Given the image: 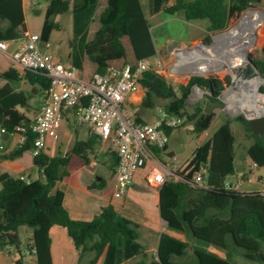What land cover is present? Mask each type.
I'll return each instance as SVG.
<instances>
[{
	"label": "trees",
	"instance_id": "16d2710c",
	"mask_svg": "<svg viewBox=\"0 0 264 264\" xmlns=\"http://www.w3.org/2000/svg\"><path fill=\"white\" fill-rule=\"evenodd\" d=\"M263 0H149L151 14L165 11L169 14L182 12L185 21L208 19V32L227 27L232 18L239 17L248 8ZM99 0H50L41 30V39L48 42L53 30L60 29L52 16L72 11L73 38L70 40V59L79 69L87 55L97 64L96 72L105 73L108 62L126 57L122 38L128 36L136 59L153 57L157 46L147 14L141 0H108L100 15V28L92 40L88 32ZM25 21L23 0H0V39L11 40L20 36L19 27ZM247 75L257 69L264 73V48L261 58L254 59ZM0 78L8 82L0 88V126L7 132L29 118L18 108L30 107L31 92L37 93L49 87V78L41 71H27L23 77L14 70L0 72ZM230 77L192 76L186 84L172 83L154 71L144 73L141 85L146 89L142 108L153 109L160 100H171L176 107L165 105L171 113L195 120L194 131L202 133L209 129L215 112L206 114L198 106L188 114V96L192 87L198 85L206 90L213 101L221 97L225 81ZM23 82L30 89L22 88ZM17 85V86H16ZM264 92V87L261 88ZM137 120L141 121L140 118ZM228 123L241 121L253 138L247 153L257 167L264 168V133L255 134L249 120L244 116L228 117ZM172 129L167 128L170 133ZM229 125L215 131L200 150L201 167L207 169V187L198 188L188 177L167 180L160 187L161 217L171 230L183 233L181 239L162 233L157 254L151 255L140 240L139 224L122 215L112 205L104 207L92 220L73 219L56 184L68 175L72 153L87 158L94 149V136L81 140L74 133L65 154L50 155L40 150L33 156V164L45 180L15 176L0 171V250L8 244L20 245L18 232L21 227L32 230L36 245L38 264H53L50 229L60 225L67 229L75 247L79 250V262L87 258V264H97L107 246L115 250V261L120 264L130 258L142 256L136 264H240L238 255L264 264V193L241 192L227 186V178L235 173L234 156L228 140ZM5 137V136H4ZM3 137V138H4ZM34 135L1 158L15 160L33 151ZM1 151V148H0ZM213 246L224 251L221 256L209 249ZM192 248V252H189ZM150 258V261L145 259ZM21 257L17 264H24Z\"/></svg>",
	"mask_w": 264,
	"mask_h": 264
},
{
	"label": "crops",
	"instance_id": "0c3cea01",
	"mask_svg": "<svg viewBox=\"0 0 264 264\" xmlns=\"http://www.w3.org/2000/svg\"><path fill=\"white\" fill-rule=\"evenodd\" d=\"M49 2L50 0H44V2H41V0H23L25 21L19 27L20 34H22L24 30H29L27 27L28 11L33 10L39 12L40 10H43L45 18L46 9L49 5ZM107 2L108 0H106L101 5L100 10H98L100 0L98 2L93 21L95 17L98 16L99 26L95 29H92L93 21L91 22L87 37L89 41L94 38L96 32L100 28V15L105 9ZM35 3L38 5L35 6ZM141 3L143 6L142 0ZM176 13L170 15H175ZM181 15L182 20L185 21L182 12ZM52 19L58 22V20L56 19V15L52 16ZM167 19L169 20L170 18ZM205 20H207L206 26L208 28V26L210 25V21L208 19ZM124 37L122 38V41L125 46L126 57L122 59L112 60L108 63L122 65L123 63L131 62L136 59L129 37L127 36L129 40L128 43H130L132 49L130 53H128L126 49L127 45L124 41ZM46 44H48V42L41 40L40 48L43 51H48V47ZM54 55L57 57L55 53ZM67 56L68 57H66V60L64 61L72 62L70 59V54H68ZM128 57H132V59L128 60ZM96 69L97 64L86 55L83 61V67L79 69V75L83 79H88L96 72ZM9 70V62L0 52V72H6ZM7 82L8 81L6 79L0 78V88L3 87ZM19 85L22 88L26 89H28L27 86H29L23 82H20ZM145 92L146 89L141 85V87L136 92L129 94L124 101V110L126 113V108L130 105L133 111L132 118H140V120L143 122H154L156 118L154 120L147 119L146 109L141 107ZM42 94L43 93L41 92L37 93V95ZM166 101L167 104L165 105L176 107L175 102H172L171 100ZM198 106H196V108ZM32 107V103L30 102V107L22 108L19 106L18 108L28 118H33L36 113H34V109ZM134 111H138V114L135 115ZM174 115L180 116L179 113H174ZM215 118L216 116L214 117V119ZM183 120L185 121L184 117ZM189 121L193 123V126L188 130L191 137L188 139H184L183 137L179 138V136L173 137L176 131L181 130L180 127L183 126V123L180 125V127L173 128L169 133L170 141L167 147L165 149H152L150 159H148L146 165L143 168L136 172L132 186L126 191V193L122 197H116L114 195V170L118 162V156L116 154V151L113 149L109 141H102L96 137H94L97 140L94 145V149L88 152L87 158L82 157L77 153L71 154L68 165L69 173L56 184L54 192L61 193L65 208L69 212L70 216L73 219L77 220H92L96 215L101 212L104 207L112 205L122 215L130 218L131 220L139 224L140 240L144 244L145 250L149 252L150 256H156L159 240L162 233H169L181 239H185V236L183 233L171 230L168 227L167 222H165L161 217L159 190L160 188H156L150 185L148 182V177L153 172L161 171L163 173H166L169 170L174 172V179H178L181 177L191 178L192 176H194V174H196L201 167V146L212 137L216 130L221 127H224L226 124L222 122L218 127L212 130H210L209 127V129L205 132L196 133L194 131L195 120ZM74 133H76V135L81 140H87L93 137L90 132L89 126L86 124L78 123L74 119L73 112L71 111L66 114L64 119L62 120L59 139L57 141L50 140L45 152L52 156L57 153L65 154ZM18 140L19 137L16 133H13L11 135H5V137L1 141V144L3 145V147H6L7 150H1L0 155L1 153L8 152L14 147H16L19 144ZM227 140L230 152L234 156V164L236 168L235 173L230 175L227 180L233 183L236 180L243 179L242 185L238 188H235L236 190L241 192L262 191L264 189V168L257 167L256 164L249 157L248 153L245 157H239V159L242 158L241 160H243L244 163H247L248 170L242 169L240 161V165H238L237 163L236 166V155L233 151L229 138H227ZM33 156V151H29L25 153L22 157L15 160L3 159L0 156V171L10 172L15 176L24 175L32 180L41 179L44 181L45 177L43 173L39 171L38 168H36L33 164ZM26 157H28V162L25 163L24 159ZM191 157L195 159V164L192 169V174L188 175L186 173V165L188 160L191 159ZM20 232L32 234V230L27 227H21L19 229V233ZM50 236L52 240L51 255L53 264H87V258H85L82 262H79V250L75 247V244L72 238L69 236L65 227L60 225L52 226L50 229ZM209 249L214 252H217L221 256L225 255L224 251L221 253L217 250V248L213 246H210ZM150 256L145 260L150 261ZM18 260V257L4 255L3 250H0V264H17ZM140 260H142V256H136L120 264H136ZM29 261H37L36 255L34 257L27 258L24 264H28ZM97 264H117L115 261L114 248L107 246L104 249L102 255L100 256Z\"/></svg>",
	"mask_w": 264,
	"mask_h": 264
},
{
	"label": "built area",
	"instance_id": "2783aa9c",
	"mask_svg": "<svg viewBox=\"0 0 264 264\" xmlns=\"http://www.w3.org/2000/svg\"><path fill=\"white\" fill-rule=\"evenodd\" d=\"M41 40V34L29 30H24L19 37L11 40L0 39V52L8 60L10 69L21 77L27 71H41L50 80L35 116L14 128L19 137L18 145L34 135L33 153L46 150L50 140L59 139L61 122L72 111L78 123L88 125L94 137L109 141L116 151L118 162L114 170V195L122 197L132 186L136 172L150 159L152 149H165L169 144L167 128H177L184 121L183 117L171 114L165 106L156 107L154 122L139 121L126 115L124 101L141 87L145 72L154 71L169 80L170 75L179 74L181 70H175L176 66L169 65L157 52L153 57L135 59L122 65L108 63L105 73L95 72L90 78L83 79L79 75V68L72 62L63 61L50 51H43L39 46ZM261 104L263 111L255 116L264 114V102ZM246 116L250 115L246 113ZM6 134V130L1 128L0 148H3L1 141ZM206 171L205 167H200L190 178L191 183L198 188H206ZM174 177L171 170L166 173L156 171L148 177V182L160 188ZM242 183L243 179L226 182L233 189ZM18 239L20 245L8 244L2 249L6 255L19 259L34 257L36 245L32 234L18 232Z\"/></svg>",
	"mask_w": 264,
	"mask_h": 264
},
{
	"label": "rangeland",
	"instance_id": "374dc122",
	"mask_svg": "<svg viewBox=\"0 0 264 264\" xmlns=\"http://www.w3.org/2000/svg\"><path fill=\"white\" fill-rule=\"evenodd\" d=\"M106 0H100L98 10L101 9V5ZM44 2V0H41ZM145 12L150 19L151 27L153 36L155 39L156 46L158 48V52L163 56L165 61L169 65H175L177 70L180 69L181 72L176 75H170L169 81L172 83H183L186 84L188 80L194 76H218L222 79L230 77L229 81H225V88L222 92L224 95L227 90L236 84V80L234 79V74L237 77H245V78H252L254 76H262L264 77L257 69L254 70V73L251 75H247V70L251 63L246 60L244 63H240L236 65L232 71H223L218 70L214 64L216 60L219 59L220 53H216L215 51L208 50L209 42H214L213 33L215 32H208L207 30V20L205 19H198L193 21H184L182 20L181 12L176 13L175 15H170L165 11H161L158 14H151L149 0H142ZM175 0H168L167 4L172 5L174 4ZM38 5L35 3V6ZM250 10H245L239 17L232 18L227 27L224 28V32H228L232 30L237 24H239L242 20L247 18V15H251L254 11L257 12V16L264 18V0L255 6L250 7ZM42 9V8H39ZM253 12V13H254ZM28 29L31 33H38L40 34L41 27L44 22V12L43 10L28 11ZM251 17V16H250ZM167 18H170L169 20ZM172 18V19H171ZM56 19L60 24V29L53 30L50 39L48 41L47 47L48 51L55 53L57 57L61 60H66L67 55L70 54V40L73 38V16L72 11L69 10L63 14L56 15ZM264 27V23L262 24ZM99 26L98 16L95 17L94 21L92 22V29H95ZM254 31L257 32L260 27H254ZM264 31V28H263ZM217 32V31H216ZM255 38V37H254ZM217 39V38H216ZM263 40L260 41L258 45L255 43L253 44L252 48L250 49L248 55L251 58H261L263 55V48H264V37ZM124 41L126 43V49L128 53L132 51L130 43H128V37H124ZM45 45V46H46ZM40 46V43H39ZM207 48V49H206ZM208 50V51H207ZM222 53V51H221ZM68 59V58H67ZM132 57H128V60H131ZM179 63V64H178ZM214 66V67H211ZM211 68V69H210ZM197 70V71H194ZM200 71V72H199ZM264 87V83L261 85L260 89ZM30 89V86H27ZM207 91L201 90L195 85L192 87L191 93L188 96V105L186 107V112L188 114L193 113L196 110V106H201L203 108L206 107L208 102L207 100ZM224 95L221 97H224ZM44 95H37V91L31 92V103L32 108L34 109V113L37 112L39 109L41 102L43 101ZM225 99V97H224ZM226 104L228 107L234 110V107L230 105V102L226 100ZM167 104L166 100L158 101L157 106L164 107ZM260 104V103H259ZM142 107V106H141ZM156 107L153 109H146V118L149 120H154L157 117ZM235 111V110H234ZM215 112L216 118L212 121L210 126V130L218 127L220 123H226L229 125V141L233 148V151L236 155V166L237 163L240 165L243 170H248L247 163H244L243 160L239 159V157H245L247 155V148L253 142V138L248 134L245 125L241 121H232L228 123L227 119L229 114H227L224 110L220 108H213L211 113ZM262 112V111H261ZM126 114L130 117L133 116L132 107L129 105L126 108ZM134 114L137 115L138 111H134ZM244 116L246 117V112L240 111L237 112V115L230 117L234 118L236 116ZM185 121L182 124L183 126L180 127L181 130H178L174 133L173 137L179 136V138L183 137L184 139H188L191 137L190 133L188 132L189 128L193 126V123L187 119V116L184 117ZM62 124V122H61ZM228 130V131H229ZM2 151H6V147L1 148ZM240 161V162H239ZM24 162H28V157L24 159ZM195 164V159L191 157L190 160L187 162V174H192V169ZM192 178V177H191ZM23 231V230H22ZM142 242V241H141ZM219 252H223L220 249H217ZM189 252H192V248H189ZM4 255L6 253L3 251ZM235 261L240 264H262L255 261H251L249 259L244 258L241 255L236 256Z\"/></svg>",
	"mask_w": 264,
	"mask_h": 264
},
{
	"label": "bare ground",
	"instance_id": "6f19581e",
	"mask_svg": "<svg viewBox=\"0 0 264 264\" xmlns=\"http://www.w3.org/2000/svg\"><path fill=\"white\" fill-rule=\"evenodd\" d=\"M249 12H252L251 17L247 15V18L242 20L232 30L217 34L214 42L208 45L209 51L220 53L219 59L214 62L218 70L232 71L236 65L246 62L253 44L258 45L263 40L264 27L262 24L264 23V18L263 16L259 18L257 12L252 10ZM254 27L260 28L255 32ZM234 79L236 84L230 87L224 95L235 111L231 107L229 109L234 113L244 111L250 116L260 115L261 111H263L261 103L264 102V94L261 93L260 87L264 83V77L245 78L242 76L237 77L234 74Z\"/></svg>",
	"mask_w": 264,
	"mask_h": 264
},
{
	"label": "water",
	"instance_id": "95a60500",
	"mask_svg": "<svg viewBox=\"0 0 264 264\" xmlns=\"http://www.w3.org/2000/svg\"><path fill=\"white\" fill-rule=\"evenodd\" d=\"M250 9L251 8H248L247 11ZM223 31H225V30L222 29V30H219V31L213 33L214 38L217 34L223 32ZM212 43L213 42H209L207 44L210 45ZM248 61L253 66H255L253 63V60L249 56H248ZM262 75L264 76V73H262ZM195 86L203 91V89L200 88L198 85H195ZM207 100H208V102L206 104V107L204 108V111L207 115L210 114L211 110L215 107L220 108L221 110H224L227 114H229L230 117L237 115V113H234L229 109L224 98H219L218 100L213 101L210 97H207ZM246 118L249 120L252 131L255 134H263L264 133V114H262L261 116H252V117L246 116ZM28 264H38V262L37 261H29Z\"/></svg>",
	"mask_w": 264,
	"mask_h": 264
},
{
	"label": "flooded vegetation",
	"instance_id": "af4514ba",
	"mask_svg": "<svg viewBox=\"0 0 264 264\" xmlns=\"http://www.w3.org/2000/svg\"><path fill=\"white\" fill-rule=\"evenodd\" d=\"M249 56V55H248Z\"/></svg>",
	"mask_w": 264,
	"mask_h": 264
}]
</instances>
